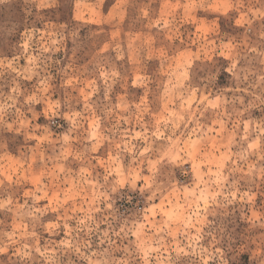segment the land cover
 I'll use <instances>...</instances> for the list:
<instances>
[{"label":"rangeland","instance_id":"1","mask_svg":"<svg viewBox=\"0 0 264 264\" xmlns=\"http://www.w3.org/2000/svg\"><path fill=\"white\" fill-rule=\"evenodd\" d=\"M0 264H264V0H0Z\"/></svg>","mask_w":264,"mask_h":264}]
</instances>
